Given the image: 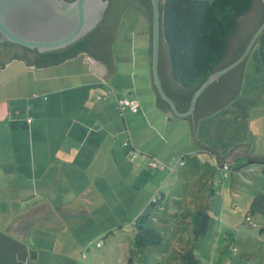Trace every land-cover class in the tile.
I'll return each instance as SVG.
<instances>
[{"label":"rangeland","instance_id":"1","mask_svg":"<svg viewBox=\"0 0 264 264\" xmlns=\"http://www.w3.org/2000/svg\"><path fill=\"white\" fill-rule=\"evenodd\" d=\"M114 41L113 58L126 70L106 76V83L112 89L110 102L117 99L118 104V99L132 98L128 92L133 91L136 78L138 85H144L141 71L150 75V34L142 11L125 6ZM82 57L77 56L73 64L81 62ZM21 64L14 62L16 70ZM245 70L248 73L241 86L243 95L234 104L238 110L233 113V106L228 105L225 112L219 110L197 122L194 140L204 139L203 145L219 151V156L239 143L249 145L247 156L264 155V61L255 62L249 55ZM121 74L126 76L125 80ZM94 94L89 99L99 103ZM81 95L86 96L83 90ZM249 95L255 97V102ZM36 100L46 101L40 97ZM114 105L119 116H129V124L130 110ZM182 121L173 115L169 122L161 117L155 123V118V127L150 121L145 126L151 133L142 141L143 149L129 143L132 160H143L138 168L139 177L127 176L130 193L117 189L102 201L105 205L90 212H83L82 200L75 198L67 211L72 214L41 217L24 233L23 241L37 251V258L29 264H128L129 259L134 264H178L186 251H192L201 264H264V213L250 212L251 202L264 194L260 166H246L244 155L227 163L229 170L224 176L214 153L192 143L189 124ZM151 161L156 166H150ZM134 193L138 195L135 199L131 196ZM4 202L9 207L5 209L0 204V230L13 225V216L18 212L14 209L16 201ZM199 210L208 215L209 225L205 234L195 237L193 216ZM144 212L149 216V224L160 232L161 241L137 248L135 220ZM31 236L35 237L34 242Z\"/></svg>","mask_w":264,"mask_h":264},{"label":"crops","instance_id":"2","mask_svg":"<svg viewBox=\"0 0 264 264\" xmlns=\"http://www.w3.org/2000/svg\"><path fill=\"white\" fill-rule=\"evenodd\" d=\"M76 57L56 65L35 68L19 61L22 64L17 70L15 61H12L0 71V204L2 202L8 209L4 201H16L14 209L18 212L13 216V223L39 209L49 210L47 214H72L67 211L72 208L71 201L75 198L82 200L83 212H90L98 209L99 205H105L102 201L108 200L117 189L130 193L132 189L128 187L130 182H126L127 176L135 174L139 177L138 168L143 160H132L124 143L143 149L142 141L151 133L145 127L149 121L154 127L155 118V123L161 117L169 122L170 115L155 104L149 74L141 71L144 85H138L136 78L133 91L128 92L139 103L137 111L130 110L129 126V116H119L116 111L114 104L120 107L117 99L115 102L109 100L112 89L106 77L102 78L89 69L85 55L81 62L73 64ZM116 62L114 60V72L111 74L126 70ZM247 73L245 70L244 77ZM122 76L125 80L126 76ZM82 90L86 96L81 95ZM250 90L248 92L251 93ZM92 92H95L99 103H92L89 99ZM100 93H106L104 100L97 98ZM47 94L50 95L48 99ZM242 95L240 91L229 104L228 108L233 106V113L238 110L234 104ZM38 97L47 100L40 102L36 100ZM250 99L255 102V97L250 96ZM226 108L220 112H225ZM27 117L31 118L30 122H26ZM238 119L241 120L240 117ZM182 122L189 124L187 120ZM197 128L198 124L194 134ZM198 140L202 145L205 142L201 138ZM240 144L243 143L237 145ZM211 150L219 156V151ZM135 190L138 193V189ZM131 196L134 199L138 197L135 193ZM34 239L31 236L32 242Z\"/></svg>","mask_w":264,"mask_h":264},{"label":"trees","instance_id":"3","mask_svg":"<svg viewBox=\"0 0 264 264\" xmlns=\"http://www.w3.org/2000/svg\"><path fill=\"white\" fill-rule=\"evenodd\" d=\"M133 1L147 18L151 39L153 16L151 1ZM161 1L159 75L165 92L175 102L177 109L183 112L188 109L191 96L200 84L212 72L225 67L243 52L251 35L264 18V4L259 0L261 4L259 18L253 29L244 36L239 35L237 40L232 42L241 19L254 7L255 0ZM121 2L122 0H109V7L102 21L88 34L62 49L39 52L14 43H0V66H4L10 60H21L36 67L52 66L83 54L104 62L109 71L113 72L112 45L117 20L123 11ZM149 54L151 58V41ZM3 55L8 57L4 58ZM249 55H252L255 62L264 61V30L257 37ZM245 62L246 60L222 74L200 94L194 116L183 118L189 122L193 134L194 125L200 119L224 109L240 94L245 75ZM152 87L157 108L170 115L169 105L156 91L153 80ZM246 160V166L257 164L264 175V155L249 154ZM218 163L219 159L216 164ZM263 207L264 194H259L251 202L250 212L259 210L264 213ZM148 217L144 212L135 220L134 243L137 248L158 244L161 241L160 232L149 224ZM208 225L209 217L203 210L194 214L192 232L195 237L205 234ZM36 258L35 249L0 230V264H29ZM128 264L134 263L129 259ZM178 264L201 263L192 251H186Z\"/></svg>","mask_w":264,"mask_h":264},{"label":"water","instance_id":"4","mask_svg":"<svg viewBox=\"0 0 264 264\" xmlns=\"http://www.w3.org/2000/svg\"><path fill=\"white\" fill-rule=\"evenodd\" d=\"M150 1L153 11L150 39L151 83L153 80L156 91L168 103L170 115L181 119L188 116L193 117L196 102L200 94L222 74L228 72L246 60L254 42L264 30V18L251 35L243 52L225 67L212 72L194 91L188 109L182 112L177 109L175 102L167 95L162 86L158 66L160 49V2L162 1ZM261 1L264 4V0ZM120 5L123 7L122 10H124L126 5L140 10L133 0H122ZM108 6L109 0H0V43H14L30 49H35L39 52L62 49L73 44L92 31L104 18ZM260 8L261 4L259 0H255L254 7L241 19L238 32L232 42H234V40L236 41L239 35L244 36L253 29V26L257 23V19L259 18ZM120 16L118 17V20ZM2 57L7 58L8 55H3ZM85 57L89 63V69L102 78L114 72V70L113 72L109 71L108 66L104 62L97 60L92 56L85 55ZM12 61L19 62L21 60H10L6 62L4 66H0V71L6 68ZM22 62L26 66L32 68L36 67L34 65H27L24 61ZM194 127H196V124ZM189 131L192 143L200 148L209 149L194 140V134L191 130L190 124ZM248 146L249 145L246 143L236 145L228 151L226 156L223 157L218 156L213 150H209L214 153L216 161L219 159L220 163H218V165L221 166L223 162L229 163L236 157L246 155V149ZM48 212L49 210L47 209L33 211L25 217L17 220L10 229L5 232L13 238L22 240V235Z\"/></svg>","mask_w":264,"mask_h":264},{"label":"built area","instance_id":"5","mask_svg":"<svg viewBox=\"0 0 264 264\" xmlns=\"http://www.w3.org/2000/svg\"><path fill=\"white\" fill-rule=\"evenodd\" d=\"M106 96H107L106 94L100 93V94L97 95V98L99 100H104L106 98ZM118 105L121 108H125L126 107L127 109H129L131 111H137L138 110L139 103H138L137 99H135V98L129 99V98H126L125 97V98H122V99H118ZM30 121H31V118L30 117H27L26 122H30ZM127 143L128 142H125L124 143L125 146H128ZM149 165L150 166H156V163L154 161H151L149 163ZM220 168L222 170H224V176H226V171L229 170V165L227 163H222V165L220 166Z\"/></svg>","mask_w":264,"mask_h":264},{"label":"flooded vegetation","instance_id":"6","mask_svg":"<svg viewBox=\"0 0 264 264\" xmlns=\"http://www.w3.org/2000/svg\"><path fill=\"white\" fill-rule=\"evenodd\" d=\"M109 7V6H108ZM11 227V226H10ZM10 227H9V229H10ZM9 229H7V230H9ZM7 230H4V231H7ZM23 241V240H22Z\"/></svg>","mask_w":264,"mask_h":264}]
</instances>
